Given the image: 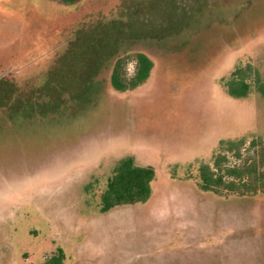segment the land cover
<instances>
[{
  "label": "rangeland",
  "instance_id": "1",
  "mask_svg": "<svg viewBox=\"0 0 264 264\" xmlns=\"http://www.w3.org/2000/svg\"><path fill=\"white\" fill-rule=\"evenodd\" d=\"M119 47L153 56L157 77L114 90ZM236 67L251 83L242 96L223 83ZM73 68L85 77L60 83L69 93L57 94V82L45 84L48 96L33 87L49 70ZM256 72L264 84V0H0V94L11 82L16 98L0 106V264H39L56 247L74 264L73 244L87 234L98 240L94 224L137 208L99 211L115 160L133 152L159 164L154 203L172 216L147 212L129 232L99 231L114 247L131 242L129 264H264ZM237 140L221 152L241 171L228 177L235 188L201 190L198 164L220 141Z\"/></svg>",
  "mask_w": 264,
  "mask_h": 264
},
{
  "label": "trees",
  "instance_id": "2",
  "mask_svg": "<svg viewBox=\"0 0 264 264\" xmlns=\"http://www.w3.org/2000/svg\"><path fill=\"white\" fill-rule=\"evenodd\" d=\"M62 1L75 2L76 0ZM183 29H187V27L185 28V26H183ZM147 37L151 36L148 35ZM125 38L132 41L138 39L131 36L128 38V35H126ZM125 38H123L122 41ZM180 43L183 45L185 42L180 41ZM120 48L121 47H119L117 51L119 54H116L111 65L109 81L114 90L125 92L135 89L148 79L154 66V62L145 50L135 49L133 51L127 50L126 52H120ZM129 63L133 64L131 73L127 72V65ZM245 69V67H236L231 72L229 77L223 79V83L226 86L228 94L233 96H242L248 92L251 83L245 77ZM82 75L83 74H81V70H79V68H73L70 70L68 69L64 72L62 71V73L60 71L55 72V70H49L46 80L38 87H33L37 88L38 95L43 94V96H48L44 94V88L47 85L46 83L52 84L57 82L54 84V86H58L56 88V91H58L57 94L60 92L69 93L70 87L67 88L66 86L60 85V83H63V81L65 82L67 79L69 80L70 77L73 79H78L80 82ZM83 76L85 77V75ZM88 78H90V76ZM81 81L84 82V79ZM4 84L6 87L2 88L3 90H1L2 94H0V106H12L15 104L16 99L14 97V85L11 82ZM38 88H40L39 91ZM256 89L261 94V96L264 97V84L260 81L257 72ZM242 143L243 140H237L236 142L220 141L218 151L212 154L211 159L206 162L202 161L198 164L197 185L201 190H211L214 193L221 194L222 190L235 188V183L229 180L228 177L239 178L241 176V171L235 167L229 166L227 164L226 156L221 152L222 150L230 151ZM252 143L254 144V141H252ZM155 178L156 171L153 166L138 164L131 155H125L116 159L109 175L106 178L105 187L99 196V211L105 212L112 207L124 204L146 202L152 194V182ZM260 192H264V190H260ZM64 259L65 253L63 249L61 247H56L53 251L47 253L44 256L43 261L39 264H64Z\"/></svg>",
  "mask_w": 264,
  "mask_h": 264
},
{
  "label": "crops",
  "instance_id": "3",
  "mask_svg": "<svg viewBox=\"0 0 264 264\" xmlns=\"http://www.w3.org/2000/svg\"><path fill=\"white\" fill-rule=\"evenodd\" d=\"M174 54L176 57H181L180 56L181 54H176V53ZM150 57L152 58L154 62V66L150 72L148 79L140 86H143L151 78L154 79L155 77H157V71L160 66V62L159 63L155 62L153 56H150ZM138 87H136L135 89H137ZM127 155L133 156L136 163L138 164L153 166L156 171V178H159V175L157 172L159 164H157V162H154V161L140 162L138 161V158L134 152L131 154H127ZM155 181L156 179L152 182V194L150 198L144 203L132 204V205L137 206L136 209L132 210L133 213L127 214L126 216L124 215V217L120 219V221H117L115 223L111 222L110 225H106L107 223L94 224L93 230L96 232L95 236L98 238V240H95L96 238L94 236H90L89 234H87L83 241L75 242L73 244L74 264H113L114 259H118L121 262H125V263H120V264H129L130 262L131 263L133 262L131 258L134 257V252L131 251V242H129L128 240L122 241L119 243L120 245L119 247H114V242L112 240L113 236L108 235L107 239H101V236H100L101 233H99V231H101L103 228L105 230L109 229V231L114 232L117 235H121L123 232L125 233L129 232V230L134 229L136 224L138 225L140 224V221L141 222L143 221V219L141 220H138V219L139 217L145 216L147 212L151 215L158 214L159 216H165V215H168L169 217L172 216L171 214H168L167 212H163L162 209H158L157 206H155V203H154V198L156 195ZM113 209L114 207L110 208L109 210L105 212L109 214L111 213ZM125 244H127L129 248H125Z\"/></svg>",
  "mask_w": 264,
  "mask_h": 264
}]
</instances>
